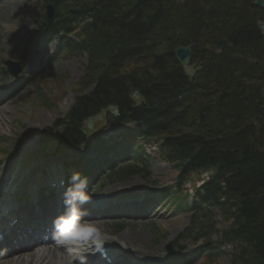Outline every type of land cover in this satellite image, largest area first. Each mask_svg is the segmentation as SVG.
Segmentation results:
<instances>
[{
  "label": "trees",
  "instance_id": "16d2710c",
  "mask_svg": "<svg viewBox=\"0 0 264 264\" xmlns=\"http://www.w3.org/2000/svg\"><path fill=\"white\" fill-rule=\"evenodd\" d=\"M54 1L91 18L83 29L86 40L75 49L87 53L88 65L63 141L76 140L82 119L110 104L129 111L147 123L150 134L164 138L167 156L187 162V173L213 170L204 198L227 222L225 241L238 245L231 264H264V102L245 81L251 66L240 74L231 61L214 55L209 91L191 92L174 55L176 46L193 41L223 45L222 30L231 28V41L262 61V54L251 52L262 41L250 2L191 0L171 8L168 0ZM135 90L147 103L133 109ZM219 93L226 99L216 100Z\"/></svg>",
  "mask_w": 264,
  "mask_h": 264
},
{
  "label": "rangeland",
  "instance_id": "374dc122",
  "mask_svg": "<svg viewBox=\"0 0 264 264\" xmlns=\"http://www.w3.org/2000/svg\"><path fill=\"white\" fill-rule=\"evenodd\" d=\"M4 1L0 0V74L4 59H10L15 62L20 61L18 54H15L13 50L17 46L22 48V43L31 36L36 26V20L44 14L42 8L44 6L43 0ZM170 1L176 3H173V8L178 6L176 0ZM68 9L72 10L73 5L71 4ZM177 10L181 11L180 8ZM86 23L85 21L82 24L85 25ZM201 23L202 21H199V25ZM81 26L77 28V31L81 29ZM217 30L218 27L215 31ZM230 30L231 28L222 31L225 33V36H228ZM245 47L243 46L239 52L237 51L240 60L233 64L236 65L238 71L245 70L247 73L252 63L250 61L249 48ZM84 65L85 60L82 57L67 55L56 65L49 66L47 73L35 78L32 83L21 90L20 94L0 103V134L3 136L0 139V147L3 149V153H6L0 167V184L6 186L10 183L13 176H15L14 174L21 172L23 174L31 170L33 165L29 161H27L28 165L26 168L22 170L24 165L22 159L26 160L25 155L33 154V156H38L40 153L49 151V148L39 145L38 139L40 134L49 138L51 137L50 133L54 131L56 133H61L63 130L66 131V127H62L64 121L61 119L65 116L69 107L74 104L76 95L81 92V89L76 86V82L83 75ZM259 73L258 70L255 76H259ZM212 99L214 101V97ZM84 123L85 126H88V121ZM104 123L105 120L96 119L92 122V125L96 128L104 126ZM48 127L49 129L47 130ZM96 133L98 135L101 131H97ZM100 137H105V135L101 134ZM148 151L151 158H149L148 167L144 175H136L130 180L119 182L118 185L122 189L126 185L133 186L134 181H138L142 185H153L154 176L146 177L147 171L151 172V175H155L159 173L155 172L157 168L170 169L168 163L159 158L158 150H154L148 146ZM63 154L69 157H77V155H81V149H69ZM64 155L56 159L57 164L60 163L61 159L65 158ZM180 216L183 219L184 226L188 217L185 214ZM223 223V218L221 217V226L224 225ZM106 224L107 226L101 227L103 230L112 229L113 225L110 222H106ZM141 225L143 226L142 232L146 237V243L150 246L155 238H158V243H162L164 238L170 236L172 233H180V221L157 219V221L150 220ZM212 242H216L215 238L212 239ZM232 250V246L230 245L222 246L219 249L218 259L210 263H206L204 260L200 264H229Z\"/></svg>",
  "mask_w": 264,
  "mask_h": 264
},
{
  "label": "clouds",
  "instance_id": "9594fccd",
  "mask_svg": "<svg viewBox=\"0 0 264 264\" xmlns=\"http://www.w3.org/2000/svg\"><path fill=\"white\" fill-rule=\"evenodd\" d=\"M87 188V178L74 172L63 193L65 212L53 221V238L57 245L67 248L69 253L74 249L80 257L79 264H85L84 257L89 251L103 252L109 242L108 235L96 222L83 219L86 215L83 206L90 200ZM75 258L71 254L57 255L51 264H74Z\"/></svg>",
  "mask_w": 264,
  "mask_h": 264
},
{
  "label": "bare ground",
  "instance_id": "6f19581e",
  "mask_svg": "<svg viewBox=\"0 0 264 264\" xmlns=\"http://www.w3.org/2000/svg\"><path fill=\"white\" fill-rule=\"evenodd\" d=\"M2 11V9H1ZM261 85V84H260ZM147 101V100H146ZM169 159H173L172 156H168ZM110 190H117V186H114V187H110L109 188ZM141 232L140 230H136V233H139ZM127 234H129L127 236V239L134 243L136 242L138 239H141L143 234L142 233H139L138 236L135 235V233L131 234V231L128 230L127 231ZM23 255V253L19 254L17 256V258L21 257ZM57 255H65L61 252L60 249H58V247H54L52 248L50 251H41L39 253H36L34 254L32 257H31V260L28 262V264H51V261L54 260L56 258ZM25 257L22 258V259H19L17 261V264H20L24 261ZM74 264H78L75 260H74Z\"/></svg>",
  "mask_w": 264,
  "mask_h": 264
},
{
  "label": "water",
  "instance_id": "95a60500",
  "mask_svg": "<svg viewBox=\"0 0 264 264\" xmlns=\"http://www.w3.org/2000/svg\"><path fill=\"white\" fill-rule=\"evenodd\" d=\"M257 3H259V4H262L261 2H260V0H257ZM189 51H190V47H188V48H183V47H181V48H178L177 49V56L179 57V60L182 62V64H184V65H187L188 64V62H189Z\"/></svg>",
  "mask_w": 264,
  "mask_h": 264
}]
</instances>
